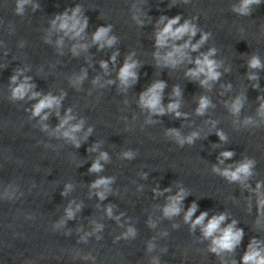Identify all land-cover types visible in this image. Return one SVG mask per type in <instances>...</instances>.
Returning a JSON list of instances; mask_svg holds the SVG:
<instances>
[{"label": "clouds", "instance_id": "obj_1", "mask_svg": "<svg viewBox=\"0 0 264 264\" xmlns=\"http://www.w3.org/2000/svg\"><path fill=\"white\" fill-rule=\"evenodd\" d=\"M252 3H259V0H243V5L240 9H238L239 12L242 14H247V8L248 5ZM21 11V7H17V12L19 13ZM80 11L79 6H77L73 12L72 15L69 16L67 13H65L62 17L59 19L61 20V23L59 27L63 30H65L66 34L68 32L74 33V35L78 36L81 31L84 30V28L87 25V20H85L83 23L78 19L77 13ZM162 19H164L162 17ZM180 17L175 16L172 19L168 20V23L163 27L162 30H160L157 34L156 38V45L158 47H163L168 42L169 38L172 40H179L182 38L186 33L190 34L191 36H194L196 34V28L194 25L190 24L189 21H185L183 25L173 28L174 25H177L179 23ZM109 29L108 28H99L95 34H94V41H103L105 40V37L107 36ZM114 38L107 39L106 43L108 45H111L113 43ZM207 39V34L205 33L202 35L201 40L195 44L192 45V50L195 51L200 44H202ZM103 47V45H101ZM188 44L185 43L181 47H176L173 45V51L168 52L166 55L161 56L159 53H156L158 59L164 64V65H171L175 66L179 60L175 58L177 54L182 58L184 56L183 49L187 48ZM215 50L213 49L210 51L207 55L203 56V59H196L195 69H189V71L186 73V75H189L191 77H199L201 74H203L206 79L201 80L200 83L202 85H207L208 81L210 80H217L220 76V73L216 71V69L219 67V65L214 61L209 59L211 55H213V52ZM113 60H115V56L112 57ZM131 59V57L126 58L125 63L123 67L119 71L118 78L123 84H127L129 78H132L133 80L136 79V73L133 71V69L136 67V63L133 61L129 63L128 61ZM102 67H106V62H101ZM249 67L251 68H259L262 67L260 64V60L258 57L253 56L252 59L249 62ZM256 78V77H252ZM13 81H15L16 77L14 76ZM257 85H254L256 87ZM31 86L27 83H22L18 87H16L12 93L14 98H22L29 90ZM165 87V84L163 81H157L155 82L145 93L141 94V103L143 106H146L152 110V112L157 114H164V108L160 106L161 104V93L163 91V88ZM174 94L179 95V90L174 88ZM35 95H39L37 93H34ZM59 101L56 100V98L51 96H45L43 99H41L34 108L33 115H39L42 110L45 108H49L54 104H58ZM210 104V100L207 97H201L199 100V106L196 109L197 114L202 115L204 114L205 110ZM179 107L178 103L172 102L168 105V111L169 112H175V115L179 117L181 113L179 111H176ZM264 107V106H262ZM240 109V102L239 100L236 101L235 104L232 105V111L234 113L238 112ZM46 118V117H45ZM68 119H71V117H67L63 122V124H66ZM79 125L76 126L78 128ZM76 129H72L71 131H75ZM71 131L65 132V136H71ZM193 136L196 134L193 133ZM217 135L220 137L221 140L225 139L222 132H217ZM188 142H192V136H189ZM184 141L180 140V143L182 144ZM79 146V145H77ZM225 159H229L233 156L232 152H223L221 154ZM222 162V161H221ZM253 162L251 160H247L243 163H241L234 171L225 169L221 172L220 169H214V171L219 172L222 176L226 177L229 181H237L242 180L243 178H246L248 175L251 174V167ZM100 164L99 162H95L92 165V168L90 170L92 171H98L100 170ZM108 181L106 180H99L96 182L94 186H98L99 184H106ZM259 187V185L257 186ZM103 194H101V197ZM182 199V196H177L174 198L171 206H169L165 210L166 215H172L179 212V208L176 206L177 202ZM260 205L264 206V200H261ZM196 210V206L193 204L192 207L189 208L187 215L185 216V220H188L193 213ZM259 210V209H258ZM208 217L207 212H202L199 217L195 220L193 227L196 225H203V234L206 238L211 237L212 238V247L211 251L216 253L218 256L222 252H231L235 249V247L241 242L243 237V229H237L235 228L236 221L233 220L231 223L227 224L225 227H221V225L226 220V215L224 213H220L218 215H213L209 222L204 225L203 222L205 218ZM256 240L253 238L252 243L248 246V251L244 254L242 257L241 264H264V249L257 248ZM233 264H235V261H233Z\"/></svg>", "mask_w": 264, "mask_h": 264}]
</instances>
